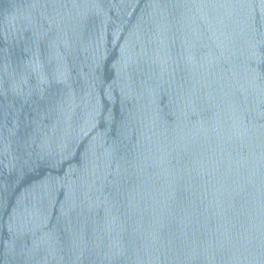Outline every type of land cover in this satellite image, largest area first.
<instances>
[{"label": "water", "instance_id": "95a60500", "mask_svg": "<svg viewBox=\"0 0 264 264\" xmlns=\"http://www.w3.org/2000/svg\"><path fill=\"white\" fill-rule=\"evenodd\" d=\"M0 264H264V0H0Z\"/></svg>", "mask_w": 264, "mask_h": 264}]
</instances>
